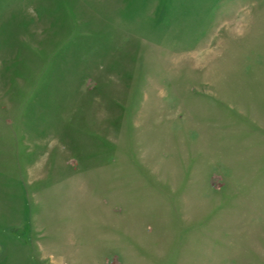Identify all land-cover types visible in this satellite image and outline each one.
Wrapping results in <instances>:
<instances>
[{
  "label": "rangeland",
  "instance_id": "1",
  "mask_svg": "<svg viewBox=\"0 0 264 264\" xmlns=\"http://www.w3.org/2000/svg\"><path fill=\"white\" fill-rule=\"evenodd\" d=\"M0 172L55 264H264V0H0Z\"/></svg>",
  "mask_w": 264,
  "mask_h": 264
},
{
  "label": "crops",
  "instance_id": "2",
  "mask_svg": "<svg viewBox=\"0 0 264 264\" xmlns=\"http://www.w3.org/2000/svg\"><path fill=\"white\" fill-rule=\"evenodd\" d=\"M19 178L0 172V264H55L41 239L42 225L35 226L34 215L28 219L37 203L32 206Z\"/></svg>",
  "mask_w": 264,
  "mask_h": 264
}]
</instances>
